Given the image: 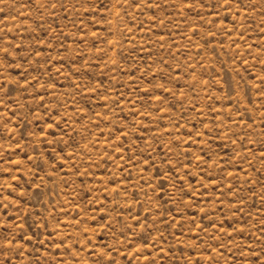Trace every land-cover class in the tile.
I'll return each mask as SVG.
<instances>
[{
	"label": "rangeland",
	"instance_id": "1",
	"mask_svg": "<svg viewBox=\"0 0 264 264\" xmlns=\"http://www.w3.org/2000/svg\"><path fill=\"white\" fill-rule=\"evenodd\" d=\"M0 264H264V0H0Z\"/></svg>",
	"mask_w": 264,
	"mask_h": 264
}]
</instances>
